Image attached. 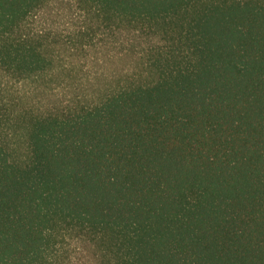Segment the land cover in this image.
<instances>
[{"label": "trees", "instance_id": "16d2710c", "mask_svg": "<svg viewBox=\"0 0 264 264\" xmlns=\"http://www.w3.org/2000/svg\"><path fill=\"white\" fill-rule=\"evenodd\" d=\"M51 1L0 0V264H264V0H75L83 68Z\"/></svg>", "mask_w": 264, "mask_h": 264}, {"label": "rangeland", "instance_id": "374dc122", "mask_svg": "<svg viewBox=\"0 0 264 264\" xmlns=\"http://www.w3.org/2000/svg\"><path fill=\"white\" fill-rule=\"evenodd\" d=\"M43 17L46 21L44 25L51 29L50 31L53 34H56L61 43H63V45L60 46L62 47V50L66 54H75L74 56L71 55L72 57H70L67 61L73 60V65L77 66L78 68H83V66L102 67V63H96L92 61V59L83 58V54L80 55L77 50H75L76 46L73 43V36L74 33L79 30L82 24V19L79 18L82 16L75 0H52L49 4L46 14ZM120 57L119 59H113V62L111 60L107 62V72L111 71L118 73L122 70H125L127 67L136 69L139 66L138 59H135L132 55H123ZM110 74L108 75V73H105V76L101 75L97 79V82H101L103 84H113L115 79L112 80V78H110ZM0 84L7 85L11 92L17 88L16 84L12 80L6 77L3 78L2 74H0ZM33 87L34 86H27L23 87L22 89H24L26 92H29L30 89V92L28 95L26 94L27 97L25 99L31 104H34V108L40 109V111L46 110L47 108L51 109L54 106H65L67 103L72 101L71 92L73 90L71 89H65L61 91L60 94L52 95L50 93H43L42 91H35ZM21 94L23 95V93Z\"/></svg>", "mask_w": 264, "mask_h": 264}]
</instances>
